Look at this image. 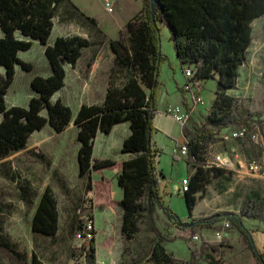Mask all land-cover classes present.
I'll return each instance as SVG.
<instances>
[{
    "label": "trees",
    "instance_id": "obj_1",
    "mask_svg": "<svg viewBox=\"0 0 264 264\" xmlns=\"http://www.w3.org/2000/svg\"><path fill=\"white\" fill-rule=\"evenodd\" d=\"M157 3L153 16L150 0H144L141 10L126 24L127 40L120 36L110 42L115 53L117 78H123L121 84L113 80L101 103H83L74 117L70 105L53 97L65 86V64L75 66L94 42L80 34L58 36L53 43H49V38L55 17L62 7L65 9L64 21L80 17L97 25L95 18L87 16L72 0H0V28L3 32L0 37V64L5 67V73L0 72V115L3 114L0 121V158L26 148L32 134L47 124L61 133L74 122L80 143L77 153L79 176L86 178V191L92 192L91 207L102 205L95 200L97 191L99 196L104 193L102 197L107 199L111 196L110 182L103 179L100 190H96L93 175L103 169L118 167L117 183L123 190V197L117 205L123 212L121 235L125 244L140 236L142 222H146L148 229L157 236L147 261L135 260L131 264H178L165 247V242L178 237H167L159 229L156 221L158 209L181 228L193 224L184 222L166 205L156 166L160 150L153 143L154 118L162 87V63L167 59L161 49V24L169 28L182 66L193 67L195 80L217 78V95L211 113L197 124L194 132L188 126L182 128L183 136L189 139L188 155L194 161V172L187 186L189 190L184 192L190 215L197 205L199 191L210 178L228 172L227 168L208 164L206 147L220 137L223 129L250 126L257 121L255 115L261 116V113L236 110L235 98L227 91L237 84L239 69L247 61L254 34L252 22L264 16V0H157ZM34 40L45 46L52 72L48 76L33 77L31 87L35 95L27 106L8 107L6 96L14 81L16 65L24 70L33 69V64L21 59L19 52L30 49ZM182 95L183 103L188 106L183 88ZM124 122H129L131 133L124 139L121 151L132 156L122 162L95 158L98 133L108 134L116 124ZM29 195V188H25L23 198L30 203L32 198ZM253 196L247 200L240 214L220 212L209 222L229 221L243 235L258 264H264V251L257 249L251 231L242 220L243 217L259 218L263 213L262 199L257 193ZM89 216L94 218L92 212ZM207 222L198 221L196 226H204ZM59 227V201L53 187L48 184L36 207L32 230L37 234L54 236ZM89 246L90 262L94 263V237ZM210 249L211 252L206 254L208 264H222L214 255L219 248L211 245ZM33 264H42L36 253Z\"/></svg>",
    "mask_w": 264,
    "mask_h": 264
},
{
    "label": "rangeland",
    "instance_id": "obj_2",
    "mask_svg": "<svg viewBox=\"0 0 264 264\" xmlns=\"http://www.w3.org/2000/svg\"><path fill=\"white\" fill-rule=\"evenodd\" d=\"M83 12L95 18L97 25L90 20L76 17L72 21H64L62 7L55 17V26L49 38L53 43L58 36L80 34L88 37L94 45L86 49L79 64L71 67L65 64L67 77L65 86L53 97L61 98L71 106L74 114L83 103H101L103 86L113 80L121 84L123 78H117L115 53L111 48V40L120 36L127 40L126 24L143 7L144 0H111L114 10L109 12L104 0H76ZM82 10V9H81ZM253 41L248 50L247 61L239 69L237 84L228 89L227 93L235 98V108L241 113L247 110L255 115L257 139L247 136L240 140H222L220 137L206 147V158H215L218 154L228 156L235 148L243 158H253L264 165V16L252 22ZM20 36V34H19ZM21 37V36H20ZM161 49L167 56L162 63L160 79L162 95L159 105H175L182 98V88L185 82L186 69L177 56L169 28L161 24ZM24 61L33 64L32 70H24L16 65L14 81L6 96L7 106H27L30 98L35 95L31 87L34 76L51 74L50 62L45 54V46L38 40L33 41L30 49L19 52ZM97 60V61H96ZM96 61L90 75L91 65ZM175 70L184 77L183 85L175 88ZM0 72L5 73V67L0 64ZM194 87H201L204 104L192 107L188 125L194 132L197 124L204 121L211 113L217 92V78L206 81L191 80ZM91 83L89 88L87 84ZM179 92V95H178ZM101 100V102H97ZM190 103V102H189ZM183 104V103H182ZM166 107V108H167ZM166 110V109H165ZM46 115V111L43 112ZM3 114L0 115V121ZM65 133H56L50 124L42 130L34 132L26 148L0 158V264H33V255L37 254L42 264H131L135 260L147 261L153 244L157 239L155 233L148 229L146 222L141 223L142 231L138 238L125 244L121 235L122 208L117 205L121 187L113 180L115 198L112 188L109 199L99 191L94 193L97 203L91 207L92 192L85 188L86 178L79 176L77 153L80 143L76 135L75 123ZM128 125L129 122H124ZM187 126V125H186ZM171 135L158 133L156 139L161 144V154L156 166L160 174L170 181L172 188L166 198V205L184 222L193 223L187 227H179L174 220L169 219L160 209L157 214V226L167 237H178L177 240L165 242L166 249L173 254L178 264H208L206 254L211 252L210 246L219 248L214 255L220 258L222 264H258L248 247V243L238 229L227 220L214 223L209 221L220 212L241 213L249 198L257 193L262 199L264 208V173H253L247 165L228 169L221 176H212L198 193L197 205L190 215L184 193L178 194L174 184L184 179V189L189 184V174L194 169V161L189 156H175L173 148L183 141L181 126L172 123ZM238 127V126H233ZM126 128L104 133L105 143H98L97 156L104 155L101 143L111 146L106 153L117 159L122 154L121 148L125 138ZM103 140V138H102ZM105 151V150H104ZM114 168L107 170L111 178ZM100 172L95 173L96 190H100L102 179ZM108 182L111 181L107 178ZM50 184L59 201L60 227L54 236L34 233L32 219L45 187ZM25 188H29L31 202L23 198ZM99 193V194H98ZM97 196H99L97 198ZM102 198L99 200V198ZM95 204V201H94ZM97 206V207H96ZM159 210V209H158ZM94 214L91 219L89 213ZM207 220L204 226H196V222ZM243 223L254 236L259 238L264 233V210L259 218H242ZM90 234V237L88 236ZM197 235L198 239L194 236ZM95 238V261L90 262L89 242ZM260 239H258L259 241Z\"/></svg>",
    "mask_w": 264,
    "mask_h": 264
},
{
    "label": "built area",
    "instance_id": "obj_3",
    "mask_svg": "<svg viewBox=\"0 0 264 264\" xmlns=\"http://www.w3.org/2000/svg\"><path fill=\"white\" fill-rule=\"evenodd\" d=\"M104 4L109 12L114 10L111 0H104ZM185 75L189 79V81L185 82L184 86L186 97L188 98V106H184L183 104H175L168 106L165 110L166 113L181 126V128L187 125L191 116L192 107L204 104V96L201 87H194V84L191 81L194 79L193 70L190 68L186 69ZM189 108H191V111L188 110ZM257 135V127L255 124H252L250 126L246 125L225 128L222 130L220 138L225 141L233 139L239 140V136H250V139H257ZM187 146H189V139L183 136V141L180 144L174 146L173 154L179 157L187 155ZM208 164L211 166L214 165L227 169L235 168L237 165H247V169L253 173H264V165L261 162L253 158H243L240 152L236 149H233L231 154L228 156L218 154L215 158L210 159ZM184 179H186V177L183 178L181 182L180 191L182 193L189 190L184 189ZM88 236L90 237V234H88ZM194 238L198 239V236L195 235Z\"/></svg>",
    "mask_w": 264,
    "mask_h": 264
},
{
    "label": "crops",
    "instance_id": "obj_4",
    "mask_svg": "<svg viewBox=\"0 0 264 264\" xmlns=\"http://www.w3.org/2000/svg\"><path fill=\"white\" fill-rule=\"evenodd\" d=\"M80 9H82V11H83V8L82 7H80V5H79V3H77V1L76 0H72ZM3 35V32H2V30H1V28H0V37ZM50 43V42H49ZM97 61V60H96ZM96 61H94L92 64L90 63V65H91V70H90V75H92V73H93V70H94V68H95V70H96ZM79 64V61H78V63L76 64V65H78ZM71 67H73V66H71ZM94 70V71H95ZM174 74H175V81H174V84H175V88H177V86H180V85H183L182 83H184L185 82V75H184V77L183 76H181L180 74H178L177 73V70H175V72H174ZM163 84V83H162ZM88 85V87L90 88L91 87V83H89V84H87ZM108 86H109V82L107 81V83H106V85H104L103 86V96H102V98L103 99H101L102 101L104 100V98H105V94H106V91H107V88H108ZM161 92H162V87H161ZM160 92V95H159V99H158V112H157V114H156V116H155V118H154V125H155V128H156V130H155V133H154V136H153V143H154V145L160 150V147H161V144L158 142V140L156 139V135L158 134V133H163L164 135H166V136H168V135H171V132H172V127H171V124L174 122V123H177V122H175V120L170 116V115H168L167 113H166V111H165V109H166V107H167V105H164L162 108L163 109H161V107H160V105H159V102H160V98H161V95H162V93ZM178 95H179V92H178ZM181 95H182V92H181ZM101 100H99V101H97V102H101ZM183 103V95H182V98L179 100V96H178V102H177V104H182ZM82 105V104H81ZM183 105L185 106V104L183 103ZM80 108V107H79ZM79 110V109H78ZM78 112V111H77ZM73 114H74V112H73ZM77 114V113H76ZM76 114H74V117L76 116ZM73 124H72V122L70 123V125L63 131V132H61V134L62 133H65L67 130H69L70 128H71V126H72ZM179 125V124H178ZM187 126L189 127V125H188V123H187ZM75 127H76V135H77V126L75 125ZM126 128L124 131H125V138L131 133V129L130 130H128V125L127 124H124V123H119V124H116L115 126H114V128L112 129V131L110 132V133H112L114 130H117V129H122V128ZM129 128H130V124H129ZM54 130V129H53ZM55 131V130H54ZM56 132V131H55ZM57 133V132H56ZM58 134H60V133H58ZM102 134H104V133H102V132H99L98 133V135H97V137H96V140H95V147H94V157L95 158H99V159H105V158H111V159H114V158H112V157H109L108 155H106V153H108L110 150H111V146L110 145H108V147H105L104 145H103V143H101L100 145V147L99 148H101V152L103 151V153H104V155L101 157H98L97 156V149H98V143L100 142V141H105V139H104V137L103 136H101ZM181 134H182V128H181ZM32 135H34V133L32 134ZM105 135V134H104ZM102 138H103V140H102ZM124 138V139H125ZM30 141V140H29ZM105 143V142H104ZM233 149H235V148H233ZM232 149V150H233ZM105 150V151H104ZM231 150V151H232ZM161 154V151L159 152V155ZM159 155L157 156V158L159 157ZM132 155L131 154H129V153H122L119 157H117V159H114V160H116L117 162H122V161H124V160H126V159H128V158H130ZM157 161V160H156ZM107 170H109V169H103V170H101L100 171V178H98V179H108V180H110L111 181V188H112V193H113V198H115V193H114V184H113V180L114 179H116V181H117V175H118V173L120 172V169L117 167V168H114L113 169V172L111 173V178H109L108 176H107ZM194 172V169L190 172V174H189V177L188 178H190V176L192 175V173ZM94 176V178H95V174L93 175ZM159 178H160V188H161V194L164 196V200H165V202H166V198H167V195H168V193L170 192L169 190L172 188V185H171V183H170V181L169 180H167L166 179V177H164V174L162 173V172H160V174H159ZM182 178H185L184 176L182 177ZM180 188H181V185H180V181H178V183H176V184H174V190H176L177 191V193L178 194H181L182 192L180 191ZM185 189H187V187L185 188ZM120 195L121 196H119L118 198H116L115 200H120L122 197H123V190L121 189V193H120ZM196 210V209H195ZM160 211V209L157 211V214L158 213H160L159 212ZM123 213V212H122ZM258 233V232H257ZM257 233H255V236H254V238H255V240L257 241V244L258 245H260V246H262L261 248L262 249H264V233L263 232H259L260 233V235L261 236H259V238L256 236V234ZM258 239H260L259 241H258Z\"/></svg>",
    "mask_w": 264,
    "mask_h": 264
},
{
    "label": "water",
    "instance_id": "obj_5",
    "mask_svg": "<svg viewBox=\"0 0 264 264\" xmlns=\"http://www.w3.org/2000/svg\"><path fill=\"white\" fill-rule=\"evenodd\" d=\"M150 3H151L152 14L154 16V10H155L156 6L158 5V3H157V0H150ZM252 239H253V237H252ZM253 242H254V239H253Z\"/></svg>",
    "mask_w": 264,
    "mask_h": 264
},
{
    "label": "bare ground",
    "instance_id": "obj_6",
    "mask_svg": "<svg viewBox=\"0 0 264 264\" xmlns=\"http://www.w3.org/2000/svg\"><path fill=\"white\" fill-rule=\"evenodd\" d=\"M247 136H239V140L240 139H244V138H246ZM189 152V146H187V153Z\"/></svg>",
    "mask_w": 264,
    "mask_h": 264
}]
</instances>
